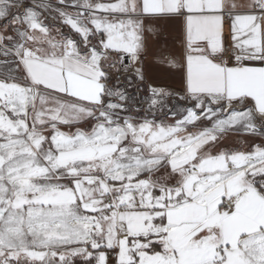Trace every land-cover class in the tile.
I'll return each mask as SVG.
<instances>
[{
  "label": "snow or ice",
  "instance_id": "6c2138e0",
  "mask_svg": "<svg viewBox=\"0 0 264 264\" xmlns=\"http://www.w3.org/2000/svg\"><path fill=\"white\" fill-rule=\"evenodd\" d=\"M0 264H264V0H0Z\"/></svg>",
  "mask_w": 264,
  "mask_h": 264
},
{
  "label": "crops",
  "instance_id": "0c3cea01",
  "mask_svg": "<svg viewBox=\"0 0 264 264\" xmlns=\"http://www.w3.org/2000/svg\"><path fill=\"white\" fill-rule=\"evenodd\" d=\"M162 86H175V85H171V84H167V83H165V84L162 85Z\"/></svg>",
  "mask_w": 264,
  "mask_h": 264
}]
</instances>
